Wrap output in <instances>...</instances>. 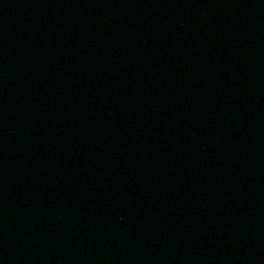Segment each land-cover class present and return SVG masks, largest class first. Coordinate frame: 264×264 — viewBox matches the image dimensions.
I'll use <instances>...</instances> for the list:
<instances>
[{
    "label": "water",
    "instance_id": "obj_1",
    "mask_svg": "<svg viewBox=\"0 0 264 264\" xmlns=\"http://www.w3.org/2000/svg\"><path fill=\"white\" fill-rule=\"evenodd\" d=\"M0 264H264V0H0Z\"/></svg>",
    "mask_w": 264,
    "mask_h": 264
}]
</instances>
